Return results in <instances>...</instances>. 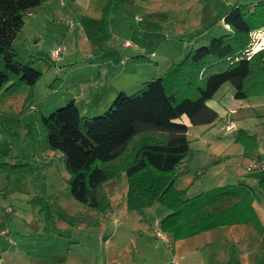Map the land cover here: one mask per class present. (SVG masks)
<instances>
[{
  "label": "rangeland",
  "instance_id": "rangeland-1",
  "mask_svg": "<svg viewBox=\"0 0 264 264\" xmlns=\"http://www.w3.org/2000/svg\"><path fill=\"white\" fill-rule=\"evenodd\" d=\"M230 1L237 0H115L105 21L96 10L100 15L95 25L92 10L74 5L63 21L49 22L34 30V38H41L40 45H36L32 32L21 34L13 41L20 61L39 70L41 76L33 88L22 85L11 92L0 90V264L3 259L8 264H52L47 259L37 260L42 259L38 251L48 246L50 252L67 250V255L84 263V259L105 256L96 245L99 237L111 235L112 243L107 247L111 252L115 248L113 241L130 233L132 227L142 230L150 227L154 234L156 220L168 210L160 203L147 206L142 214L128 207V184L122 162L110 168L114 175L102 186L108 206L91 207L72 197L68 187L70 174L60 151L48 147L41 119L59 104L55 102L48 108L44 103L53 96L48 91H68L76 94V106L82 114L100 95L96 92L104 88L119 84L127 94L137 91L143 81L160 76L165 67L180 62L190 49L208 43L209 40L202 42L203 38L193 43L198 20L202 29L211 27L212 14ZM42 4L47 10L52 9L56 0H42ZM82 18L84 30L78 23ZM56 19L60 20L58 16ZM263 33L261 28L250 34L244 53L249 56L264 47L258 46L264 39ZM19 39L24 42L18 47ZM61 45L65 50L60 56L66 55L74 64L58 63V57L52 54L50 59V47ZM63 71L68 74L66 80ZM228 86H231L229 81L223 83L214 98L226 99ZM106 110L100 113L90 110L86 115H101ZM239 114L244 115V110ZM223 117L220 115L211 124L190 125L187 135L191 150L183 159L186 168L174 182L176 189L185 190L189 196L234 184L212 169L225 161L222 160L225 155L234 153L229 141L232 131L217 132L230 122L221 120ZM200 126L207 128L205 135L197 130ZM143 135L154 136L157 132ZM141 136H136L134 141ZM210 139L214 142L205 144V152L199 153L198 143ZM208 150L222 157L221 160L212 159L207 155ZM151 240H156L154 235Z\"/></svg>",
  "mask_w": 264,
  "mask_h": 264
},
{
  "label": "trees",
  "instance_id": "trees-1",
  "mask_svg": "<svg viewBox=\"0 0 264 264\" xmlns=\"http://www.w3.org/2000/svg\"><path fill=\"white\" fill-rule=\"evenodd\" d=\"M114 1L92 0L103 21ZM40 2L0 0V90L33 88L41 76L39 70L18 60L12 45L27 13ZM222 21L229 32L190 49L160 76L143 81L137 91L127 94L119 89L103 114L82 115L70 99L42 115L47 145L60 151L74 199L91 207L108 206L102 186L114 175L110 168L122 162L128 207L142 214L147 206L162 204L168 211L160 218L159 228L173 241L217 226L257 223L251 206L257 195L246 184H227L191 196L174 185L191 150L188 126L182 119L192 125L216 121L218 114L207 101L227 81L235 99L264 95V47L249 56L244 53L250 34L264 28V0L234 3ZM138 135L142 136L134 141ZM235 139L244 149L257 146L255 136L243 130L237 131ZM247 176L255 178L264 193V166Z\"/></svg>",
  "mask_w": 264,
  "mask_h": 264
},
{
  "label": "crops",
  "instance_id": "crops-1",
  "mask_svg": "<svg viewBox=\"0 0 264 264\" xmlns=\"http://www.w3.org/2000/svg\"><path fill=\"white\" fill-rule=\"evenodd\" d=\"M40 1L37 8L27 13L24 24L14 40L20 38L21 34L28 35V32H32L33 34L31 36L33 39L37 40L36 45H40L41 38H34V30L40 25H47L49 22L55 23L57 21H63L64 17L69 16L71 7L74 5L85 10H92L95 18L93 24L95 25V23L98 22L100 13L93 9L92 0H61V2L56 0V5L48 10L46 9V5L42 4V0ZM256 1L257 0H248L245 2L254 3ZM237 2L240 1L237 0L235 3ZM233 4V1H230L223 7H218L216 9V12L212 14V19L210 20L211 27L202 29L203 25H201L199 19V23H197L195 29L196 40H194L193 43L195 41L197 42V39L200 38H203L202 42H207V40L213 36L229 32V27L223 23L222 17ZM57 16L60 20L56 19ZM136 20L139 21L140 18L137 17ZM84 22L83 18L78 20L82 30H84ZM190 39L187 38L189 41ZM23 42L24 39H19L16 46H21ZM259 43L260 41L258 44ZM260 44L264 46V39ZM12 45L15 48V44L13 43ZM57 47L60 46L50 47V59L52 58V50ZM61 48L65 50V47L62 45ZM16 51L19 55V51L17 49ZM64 56H58L57 62L61 63V61H63L69 65L75 62L66 58V55ZM43 59L49 62L45 58ZM18 60L20 61L19 58ZM67 75L68 74L63 71L64 80L67 79ZM119 89H123V86H119L118 84L114 88H104L102 91L96 92V94L100 95L92 102V105L84 109L82 115L88 114L90 110L98 113L105 110ZM226 91V99L218 101L214 98L216 95L215 93L214 96L207 101V104L217 112L218 117L224 115L221 120H229L234 125V128L231 130L232 135L229 138V141L232 142L231 145L233 146L234 153L225 155L227 159L222 163L215 164L212 169L215 170V174H224L225 178H229L233 183H243L254 189L257 196L256 199L253 200L251 206L256 215L257 223L251 220L242 223L217 226L201 233L173 241L168 233L160 230L159 219L156 220L154 234L150 232V227H145L144 230L132 227L130 233L127 232L125 235H118L119 237L113 241V243H115V248H113L111 252H108L109 248H107L112 243L111 235H106L104 238L101 235L102 237L97 238L96 245L101 248L103 252L102 255L105 256H101L97 258V260L96 258L92 260L84 259L85 261L83 263L76 257L67 255L69 253L67 250L65 253L61 251L50 252L51 246L43 249L44 251L42 252L39 250L38 253L39 256H42V259L37 258V260L43 261L47 259L51 261L52 264H264V193L257 185V180L247 176L249 172L264 166V159L261 160L259 158V156L264 158V110H261V107H264V95L251 96L245 99H235L233 97L232 85L228 86ZM50 92L51 91H48V94L53 95L50 98L51 101L47 100L44 103L48 108H51L55 102L61 105L70 99H73L76 104V97H74L76 94L73 95L68 91H61L60 89ZM78 94L81 95V93ZM238 110L240 112L244 110V115H240V112H236ZM184 121L188 126V134L189 131H191V124L186 119ZM197 130L200 133L203 132L204 135L207 133V128L204 126L198 127ZM238 130H243L248 135H254L256 138V148L244 149L241 143L235 139ZM218 131L220 133L228 132L220 131L219 128L217 132ZM213 142L214 139H210L209 142L208 140L204 142L200 141L197 145V151H200L199 153L205 152L203 146H205V144L210 145ZM212 150L216 151V153L220 152L219 149ZM207 155L215 160L218 157L217 154L212 153L210 150H208ZM201 157L202 154L198 157L200 165ZM219 158L222 157H218V159ZM256 185L259 189L256 188ZM158 231L163 233L167 240L157 236ZM135 232L138 233L135 234ZM153 235L157 241L151 240ZM63 247L64 246L60 247V249H63ZM67 249H70L68 245ZM62 258H65L63 263H61ZM1 259L2 257H0V260ZM68 259H70L69 263H67ZM1 263L8 264L5 259H3Z\"/></svg>",
  "mask_w": 264,
  "mask_h": 264
},
{
  "label": "built area",
  "instance_id": "built-area-1",
  "mask_svg": "<svg viewBox=\"0 0 264 264\" xmlns=\"http://www.w3.org/2000/svg\"><path fill=\"white\" fill-rule=\"evenodd\" d=\"M263 37H264V33H263ZM262 37V38H263ZM261 43V42H260ZM258 44V46H261V44ZM62 48L61 47H57L55 48L54 50H52V55L54 57H58L60 52H61ZM234 128V125L231 123V122H226L223 127H222V130L221 131H231L232 129ZM157 236H159L160 238L164 239V240H167L166 236L161 233L160 231L157 232Z\"/></svg>",
  "mask_w": 264,
  "mask_h": 264
}]
</instances>
